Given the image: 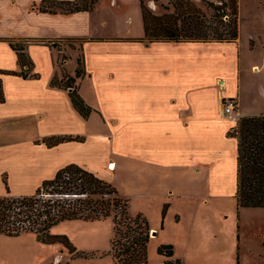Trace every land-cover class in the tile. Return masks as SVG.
I'll return each instance as SVG.
<instances>
[{"label": "crops", "instance_id": "obj_1", "mask_svg": "<svg viewBox=\"0 0 264 264\" xmlns=\"http://www.w3.org/2000/svg\"><path fill=\"white\" fill-rule=\"evenodd\" d=\"M4 1L1 15L23 2ZM43 1L30 0L33 15L23 14L20 23L16 14L11 36L0 37L1 70H22L11 43L28 42L34 73L40 75H1L6 101L0 104V197L6 195L4 177L11 194L23 196L70 164L106 181L111 178L105 175L121 168L142 200L156 201L160 213L169 206L164 219L161 214L163 226L150 225V243L172 245L174 255L153 256L150 244L144 264H264V230H257L255 243L248 245L242 238V208L230 216L217 208L226 197L237 207L238 144L228 136L236 123L220 102L213 104L203 79L215 58L208 49L237 41H135L145 37L141 0H94L92 10L75 13L42 12ZM81 54L86 75L79 80V93L96 110L87 120L74 109L67 90L51 86L63 68L75 76ZM232 62L239 68V52ZM228 97L237 100L239 118L246 116L243 85ZM130 108L139 109V116L116 117ZM109 131L111 138L121 136L118 149L105 144ZM65 135L85 140L51 148L36 143ZM170 232L171 238H164Z\"/></svg>", "mask_w": 264, "mask_h": 264}, {"label": "trees", "instance_id": "obj_2", "mask_svg": "<svg viewBox=\"0 0 264 264\" xmlns=\"http://www.w3.org/2000/svg\"><path fill=\"white\" fill-rule=\"evenodd\" d=\"M170 4L173 11L167 9V12L157 14L141 0L145 37L135 41L233 43L240 36L239 0H204L201 4L194 0H170ZM94 5V0H45L40 11L75 13L92 10ZM66 42L71 45L72 40ZM27 46L28 42L11 43L22 70L0 69V104L6 101L1 75L24 79L40 77L34 73L35 64L27 53ZM85 75L86 61L81 54L75 76H70L63 68L62 77L55 76L51 86L67 90L74 109L87 120L96 110L79 93L78 83ZM228 136L235 138L238 144L237 206L264 208V115L240 117ZM84 140L81 136H47L36 143L51 148L64 142ZM3 182L6 195L0 197V235L19 237L33 233L42 243H59L70 253H76L69 238L52 234V229L67 221H101L113 216L114 237L109 252L113 261L116 264L148 262V246L152 239L148 219L142 213L133 215L130 201L97 174L70 164L60 169L54 178L44 180L35 193L23 196L11 194L6 177ZM168 207L164 206L163 217ZM158 252L167 258L174 255L172 245H161ZM167 264L172 262L167 261Z\"/></svg>", "mask_w": 264, "mask_h": 264}, {"label": "rangeland", "instance_id": "obj_3", "mask_svg": "<svg viewBox=\"0 0 264 264\" xmlns=\"http://www.w3.org/2000/svg\"><path fill=\"white\" fill-rule=\"evenodd\" d=\"M1 1L4 0H0V8H3L4 5ZM29 1L23 0L15 8L6 9L4 14L2 13L3 15L0 13V37L11 36L9 29L15 28L14 25L19 22V17H14L16 14L21 15L20 23L24 20L23 14L33 15V11L31 12L32 5ZM194 1L201 4L204 0ZM145 4L157 14H163L167 12V9L173 11L170 0H145ZM239 5L240 37L236 43H233L234 45L229 44L223 48L213 45L208 49V53L215 58L211 62L203 83L210 87L209 96L214 105L219 102L223 105L226 99L230 98L228 96L230 94L235 95L240 86L243 85V111L247 112L246 116L264 115V0H239ZM16 8L19 10L18 13H14ZM71 45L76 47L80 44L71 43ZM237 52L240 55L239 68L236 62H232L233 57L237 56ZM220 59L222 62H219ZM255 63H258L259 67L256 66L253 69L252 65ZM218 78L223 81V84L220 85L217 82ZM197 82H200V79H197ZM222 95L226 98L224 102L221 99ZM139 112V109L130 108L127 111L118 112L119 115L117 113L118 116L116 117L121 119L120 117H124L127 113L130 114L129 117H138ZM107 115L109 119H112L111 116H114V111L107 112ZM239 119L237 106L236 113L231 120L237 124ZM118 129L122 130V127L119 126ZM109 134L105 144H108L110 149L113 147L118 149L119 146H122L121 136L111 138L113 136H111L110 131ZM105 177L111 178L108 182L117 188L122 197L130 201V211L133 215L139 214V211H147L148 216L142 214L147 219L149 218L151 226H163L162 218L165 217H163V212L160 213V205L156 201L149 203L142 200L136 193V186L121 168L105 175ZM135 184L137 185V182ZM222 200H224L223 203L217 208L223 211L226 216H230L233 212L238 213L240 208L236 207L232 197H226ZM241 213L243 215L242 238L248 245H253L257 236L256 231L264 230V209L242 208ZM51 233L67 236L76 248V253H70L65 246L59 243L50 245L42 243L33 233H24L19 237L0 235V264H116L109 253L114 237L113 216L101 221L75 220L63 222L54 227ZM171 234L172 232L168 233L164 238L170 239ZM156 246L157 241H153L150 247L153 256L159 254V247Z\"/></svg>", "mask_w": 264, "mask_h": 264}, {"label": "built area", "instance_id": "obj_4", "mask_svg": "<svg viewBox=\"0 0 264 264\" xmlns=\"http://www.w3.org/2000/svg\"><path fill=\"white\" fill-rule=\"evenodd\" d=\"M238 106L237 100L235 98L226 99L223 104L224 113L230 118L233 119L234 114L236 113V108Z\"/></svg>", "mask_w": 264, "mask_h": 264}, {"label": "bare ground", "instance_id": "obj_5", "mask_svg": "<svg viewBox=\"0 0 264 264\" xmlns=\"http://www.w3.org/2000/svg\"><path fill=\"white\" fill-rule=\"evenodd\" d=\"M109 169H114V164H110Z\"/></svg>", "mask_w": 264, "mask_h": 264}, {"label": "water", "instance_id": "obj_6", "mask_svg": "<svg viewBox=\"0 0 264 264\" xmlns=\"http://www.w3.org/2000/svg\"><path fill=\"white\" fill-rule=\"evenodd\" d=\"M152 234L155 235V232H153Z\"/></svg>", "mask_w": 264, "mask_h": 264}]
</instances>
